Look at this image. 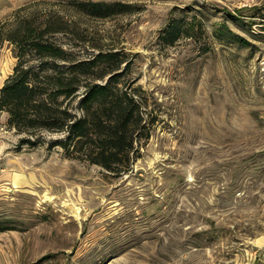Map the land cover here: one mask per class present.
I'll return each instance as SVG.
<instances>
[{"label": "rangeland", "instance_id": "1", "mask_svg": "<svg viewBox=\"0 0 264 264\" xmlns=\"http://www.w3.org/2000/svg\"><path fill=\"white\" fill-rule=\"evenodd\" d=\"M91 1L134 11L95 19L73 0H0L1 37L55 14L70 30L55 40L79 58L118 54L150 138L114 175L18 147L0 113V264H264V0ZM1 41L0 88L17 60Z\"/></svg>", "mask_w": 264, "mask_h": 264}, {"label": "trees", "instance_id": "2", "mask_svg": "<svg viewBox=\"0 0 264 264\" xmlns=\"http://www.w3.org/2000/svg\"><path fill=\"white\" fill-rule=\"evenodd\" d=\"M71 5L95 19L134 11L119 1L73 0ZM3 25L0 43L9 42L17 60L0 88V113H7L6 123L19 137L18 147H57L67 158L114 175L128 172L138 156V144L150 136L140 89L120 86L126 60L101 51L89 60L79 58V51L57 43L56 35L70 31L60 15H45L38 21L15 19L14 29L4 38ZM181 28L176 22L162 37L173 44ZM6 229L7 223L0 221V232Z\"/></svg>", "mask_w": 264, "mask_h": 264}]
</instances>
